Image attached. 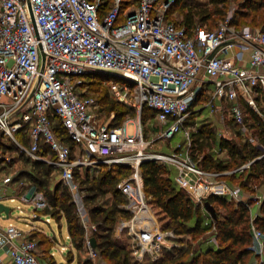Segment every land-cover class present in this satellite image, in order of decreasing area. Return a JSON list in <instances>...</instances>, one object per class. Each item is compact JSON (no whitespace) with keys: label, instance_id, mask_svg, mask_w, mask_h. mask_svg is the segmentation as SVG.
<instances>
[{"label":"built area","instance_id":"1","mask_svg":"<svg viewBox=\"0 0 264 264\" xmlns=\"http://www.w3.org/2000/svg\"><path fill=\"white\" fill-rule=\"evenodd\" d=\"M106 1L0 0V164L12 162L8 149L1 148L7 137L30 162L53 167L71 194L91 260L98 256L91 243L97 225L92 224L76 173L99 170L101 164L109 169L130 167L131 176L118 189L129 201L125 209L133 218L120 225L118 236L129 231L139 262H157L163 250L171 248V233L162 231L149 205L141 168L147 161L167 165L176 170L178 186L196 204L204 206L210 196H218L248 206L264 264V236L254 223V204L241 187L223 179L264 158V147L247 122L248 107L264 123V31L236 27L234 11L213 30L201 24L189 29L168 17L177 0H140L127 8L125 0H112L102 14ZM93 73L135 85L104 81L116 100L137 110L133 134L128 125L113 128L101 123L93 100L78 91L81 78ZM145 107L155 113L159 140L171 143L180 137L170 152L147 151L154 143L144 135ZM197 113L217 119L220 138L232 141L240 135L259 147L260 157L233 172L206 170L205 156L194 157V137L202 124ZM54 117L62 121L73 146L56 133ZM44 145L53 159L43 152ZM14 188L16 193L8 197ZM9 198L33 205L35 219L49 207L31 181L18 179L17 173H0V202ZM253 199L260 206L264 196ZM5 249L13 264H41L38 243L14 225L0 226V252Z\"/></svg>","mask_w":264,"mask_h":264},{"label":"trees","instance_id":"2","mask_svg":"<svg viewBox=\"0 0 264 264\" xmlns=\"http://www.w3.org/2000/svg\"><path fill=\"white\" fill-rule=\"evenodd\" d=\"M228 1L207 0V3H195L189 0H177L170 8L168 17L171 19V15L176 11L182 12V19L179 23L189 29L197 24H211L215 21V16H219L223 21L229 15V12H226ZM139 2L140 0H125L124 7L138 5ZM111 3L112 0L106 1L101 11L102 14L110 9ZM239 6V9L237 8L234 13L233 24L238 28H244L246 26L241 22V19L251 18L252 25L261 27L264 31V0H240ZM99 75L101 74L93 73L85 75L83 78H89L95 83L104 84L105 80L99 79ZM105 90L103 102L108 110L114 111L116 102L110 100L108 91ZM144 109L152 111L148 107ZM145 110L143 111L145 112ZM247 113V122L254 134L258 135L260 145L264 147V123L248 107ZM197 114L200 115V113ZM53 121L58 136L67 144L73 146L62 121L57 117H54ZM201 123L200 132L194 137L196 144L194 157L198 159V156H205L202 164L206 170L233 172L245 163L260 157L261 149L250 145L248 141H242V136L239 135L240 140L228 141L218 136V130L213 123L207 121ZM120 126L110 125L113 128H119ZM42 150L45 154L49 153L50 156H54L47 146L44 145ZM221 152L227 153L228 158L226 160L218 157ZM32 164L33 171L28 172L32 186L35 190L43 193L49 203V207L41 211L40 214L51 216L57 221L65 218L72 244L76 250L81 251L84 245L85 229L80 224L71 194L67 188H65L66 191L60 193L61 187H64L62 183L52 186V181L49 180V176L53 171L52 166L42 162H33ZM141 168L148 202L159 210H157V214L161 218L163 216L166 218L165 223L160 219L162 231L171 230L182 236V245L179 249L174 248L167 252L168 249H165L157 262L151 261L150 258H146L142 263L137 261L128 245L114 238L115 231L120 223L131 218L129 212L121 210L118 206L124 202V195L118 189V185L131 173L132 169L122 165H115L109 169L108 166L102 165L101 172L93 180V183L87 187V190L93 194L85 197L86 201L90 202L109 193L112 196L111 199H113L110 208L102 205L91 208L92 219L98 225L94 237L97 241L96 252L101 260L99 264H252L259 261V245L253 237L252 215L247 205L243 203L236 204L223 197L210 196L206 201H209L215 207L217 219H213L209 213L206 217L207 213L203 206L196 204L191 195L178 186L176 182L177 173L174 168L155 161L144 162ZM21 175L20 173L17 178H20ZM76 175L78 176V173ZM263 177L264 158H261L256 160L250 169L224 175L223 179L231 186L241 187L245 192V189L252 187V183ZM88 182L89 180L86 179L83 183L88 184ZM262 185L264 187V181ZM251 195L249 196V204L255 205L256 200L253 199V196L256 194L254 190L251 191ZM258 212L254 223L264 236V200ZM211 231L213 232L211 237L205 240L201 239ZM188 235L191 239L185 240L184 236ZM38 236V244L49 253L52 243L45 235L38 234ZM213 237L216 239V243L211 242ZM68 257L73 260V253L69 252ZM79 264H93V262L84 259L80 260Z\"/></svg>","mask_w":264,"mask_h":264},{"label":"rangeland","instance_id":"3","mask_svg":"<svg viewBox=\"0 0 264 264\" xmlns=\"http://www.w3.org/2000/svg\"><path fill=\"white\" fill-rule=\"evenodd\" d=\"M189 1L195 2V3H198V2L207 3V0H189ZM239 1L240 0H229L227 3V6H226V12H229V13L233 12V11L236 12L237 8L239 9V7H240ZM181 17H182V12L176 11L174 14L171 15L170 18H171V20H173L175 22H181V19H182ZM214 20L215 21L212 22L211 24L210 23L207 24L208 29L213 30L222 22V19H220L219 16H215ZM251 20H252L251 18L247 19V20L241 19V22L243 24H245V26H247V27L261 29V27H255L254 25H252ZM98 78L103 79L107 82H111L112 80H114L118 83L120 82V83L126 84L130 87L135 86L131 82H128L125 80H120L117 78H113V77H110L107 75H99ZM80 81L81 82L78 85V91L82 95H84L85 97L93 100L94 105H95L94 111L97 114V118L99 119V121L101 123L108 124L111 126L121 125L120 127H122L124 125H128L130 133L133 134L135 132V129H136L135 126L139 122V115H138V112L136 109L131 108L129 106H126L125 104H122L118 100H116L115 96L112 94L110 88L107 85L95 83V82H93L92 79H89V78L88 79L87 78L86 79L81 78ZM105 89H107V91H108L107 93L110 97V100L116 102V105H115L116 109L114 111L108 110L107 106L103 102L104 101L103 95L106 92ZM143 112H142V114H143ZM154 116H155V113H153L152 111L145 110L144 116L141 117V122H142V125L144 127L145 138L147 141H150V142L153 141V143H154L153 146L148 148L147 151H149V152H152V151L170 152L172 150V147H173V146L171 147L170 145L176 143L178 140L181 141V139H179L180 138L179 136H176V138H174L171 143H166V142H162L161 140H159L158 137H159L160 127L156 123ZM201 116L202 117L200 120L207 121L208 123H213L214 127L217 130H219L220 125H218L216 118H211L210 116H207V114H203V113L201 114ZM230 129L232 131H238L236 129V127H234V126L233 127L230 126ZM15 134L18 137H20V133H15ZM235 140H240V139L237 137L234 139V141ZM242 141H244V140H242ZM3 145H4V148L1 147L2 151L5 152L6 148L8 149V151H9L8 155L12 157V162H11V164H8L6 162L3 164H0V173L3 176L15 175L17 173V177L21 173L22 175L20 178L24 177L26 179V181H31L30 177L28 175V172L30 173L33 171V164H32L33 162L28 161L26 156H24L21 152L17 151L16 147H14L13 142L10 138H7V137L3 138ZM224 157H225V155L224 156L221 155V158H224ZM48 158L53 159V156L49 155ZM102 165H104V164H101V167L97 172L96 171H88L86 169H82L81 171L77 172L78 176L77 175L76 176L80 182V186H81V189L84 193V197H89L90 195L93 194L87 190V187L93 183V180H95L96 176H98V174L101 172ZM88 172H89V175H88ZM131 174H132V170H131V173L128 174L125 179L129 178L131 176ZM88 176H89V178H87ZM86 179L89 180L88 184L83 183ZM125 179H123V180H125ZM49 180L52 181L51 182L52 186L56 185V184L60 185L58 183H61L59 181L57 174H53V171H52L51 175L49 176ZM263 181H264V177L260 178L257 182L252 183V187L245 189L246 191L244 193L246 194V196H248V197L252 196L253 195V194L251 195L252 190L255 191L256 195L264 196V187L262 185ZM65 188L66 187H61L60 193L66 191ZM111 197H112L111 194L108 193L104 196H99L95 200L90 201V202H87L86 198H85L86 207H87V209L91 215L92 224L97 225V223H95L92 219L91 208L94 206H98V205H102V206H105L107 208L112 207L113 199H111ZM123 199H124V202L120 203L118 206L121 210L127 211L131 214L130 219L123 221V222H128V221L132 220L133 213H131V211L125 209V207L128 206L129 201L127 200V198L125 196H123ZM4 204H5V206L9 207L11 210L10 214H9L10 218H8V219L6 218V216H7L6 213L0 214V226L5 228V227H8L10 223H13L19 229H21L25 232H30L34 228L43 229L47 233L48 236L56 239V244H55L53 250L55 253V259H56L57 263L58 264H69L65 259H66L68 250H71V248H73V247H72V241L70 240L69 235H68V228H67V223H66L65 219H62L60 222H58L56 220H52L51 224H48L47 218H49V217H47V216H42L40 219H34L33 218V214H34V210H35L33 205L25 204L19 199L16 202L5 201ZM149 205L152 207V209L156 215L157 222L161 226L160 219L163 220V222L165 223L166 218H164V216H163V218H161L157 214L158 209L153 207L150 203H149ZM257 209H258V206L255 205V208L253 209L254 213H256L255 215H257V212H258ZM21 210L23 211V213L21 212ZM203 213H204V210H203ZM207 216H208V214H206V217ZM210 220H208V221L210 222ZM122 223H120V225ZM120 225L117 227V229L115 231L114 238L118 239L122 243L127 244L129 249L131 250L132 255H133L132 237L130 236L129 231L125 230V232L122 233L123 237L120 238V236H118V231H119ZM97 230H98V225H97L96 231ZM167 232L171 233L170 242H169L171 248H167L168 250H166V252L171 251L174 248L179 249L182 245L181 241H183L182 236L177 235L175 232H173L171 230H168ZM212 233H213L212 231L209 232L208 234H206L204 236V238H201V239H203V240L208 239L209 237H211L213 235ZM184 239L190 240L191 237L189 235L184 236ZM64 246L67 247V251L62 253L61 249ZM41 249H43V248H41ZM76 253L78 255L79 260H84L87 258L85 250H83V249L81 251L77 250ZM162 254H163V252H162ZM134 258L137 260V258L135 256H134ZM100 262H101V260H100L99 255H98L97 259H96V264H99ZM258 263L262 264L261 259L259 260ZM71 264H78V260L76 259Z\"/></svg>","mask_w":264,"mask_h":264},{"label":"crops","instance_id":"4","mask_svg":"<svg viewBox=\"0 0 264 264\" xmlns=\"http://www.w3.org/2000/svg\"><path fill=\"white\" fill-rule=\"evenodd\" d=\"M129 127V126H128ZM129 130V129H128ZM130 132V131H129ZM180 139V138H179ZM171 147L173 146V145H170ZM172 149H173V147H172ZM222 153V155L224 156V153L225 152H221ZM218 156L221 158V155H220V153L218 154ZM226 156V155H225ZM90 171H98V169H94V170H90ZM24 178V177H23ZM23 178H18V179H23ZM17 187V189H19L20 187L19 186H15V188ZM13 189V190H11V192H9L8 193V197H11L12 195H14L15 193H16V189ZM18 199H15V201H12V199H6V200H4V201H2V202H0V203H5V201H11V202H16ZM5 205V204H4ZM255 205H257V204H255ZM255 205L253 206V209L255 208ZM258 206V205H257ZM259 207L260 206H258V209H257V211L259 210ZM203 208H204V210H205V212L208 214V212H207V210L205 209V207L203 206ZM11 211V210H10ZM21 212L23 213V211L21 210ZM253 213H254V211H253ZM258 213L259 212H257V215H258ZM9 214H10V212H9ZM254 214H256V213H254ZM42 216H47V217H49V218H47V222H48V224H51V222H52V220H55L54 218H52L51 216H48V215H41L40 214V218L42 217ZM6 218H7V216H6ZM8 218H10V216H8ZM7 218V219H8ZM34 218V217H33ZM40 218H38V219H40ZM35 219V218H34ZM62 219H65V218H62ZM61 219V220H62ZM60 220V221H61ZM66 220V219H65ZM57 221V220H56ZM60 221H58V222H60ZM66 223H67V221H66ZM9 225H14V226H16L15 224H13V223H10ZM17 227V226H16ZM67 228H68V225H67ZM21 230V229H20ZM23 231V230H22ZM24 232V235H25V238L26 239H30V240H35L37 243H38V241H39V236H38V234H43V235H45L48 239H49V241L52 243V248H51V250H50V252L49 253H47L44 249H41V248H43L41 245H39L38 244V247H39V259H40V262H41V264H58L57 263V261H56V259H55V253H54V246H55V244H56V239L55 238H53V237H50V236H48L47 235V233L43 230V229H39V228H34L33 230H31L30 232H25V231H23ZM68 235H69V238H70V234H69V230H68ZM123 237V234H121V236H120V238H122ZM214 238V237H213ZM70 240H71V238H70ZM212 240V239H211ZM212 243H216V242H212ZM72 247L73 248H71V250H68V253H67V256H66V261L69 263V264H71V263H73L76 259L78 260V264H79V262H80V260H79V258H78V255H77V250H76V248L73 246V244H72ZM96 249V248H95ZM83 250H85V253H86V255H87V258L86 259H89V257H88V252H87V250L84 248V245H83ZM67 251V247H62V249H61V252L63 253V252H66ZM69 252H72L73 253V255H74V257H73V260H70V258L68 257V254H69ZM258 252H259V246H258ZM260 259H261V256H260ZM259 259V260H260ZM89 260H91V259H89ZM92 261V260H91ZM93 262V264H96V260H93L92 261ZM259 261H257V262H254V263H252V264H259L258 263ZM0 264H13L12 263V260H11V258H10V254H9V250L8 249H5V250H3V251H1L0 252Z\"/></svg>","mask_w":264,"mask_h":264},{"label":"water","instance_id":"5","mask_svg":"<svg viewBox=\"0 0 264 264\" xmlns=\"http://www.w3.org/2000/svg\"><path fill=\"white\" fill-rule=\"evenodd\" d=\"M204 207L207 210V212L213 217V219H217V211L215 207L209 201L205 202ZM9 212H10V208L5 206L3 203H0V214L6 213L7 218H8ZM91 243H92L93 248H96L97 241L95 237L92 238Z\"/></svg>","mask_w":264,"mask_h":264}]
</instances>
